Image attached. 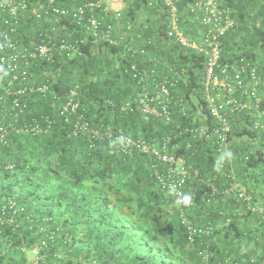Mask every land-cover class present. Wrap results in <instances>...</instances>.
Wrapping results in <instances>:
<instances>
[{
	"label": "trees",
	"instance_id": "1",
	"mask_svg": "<svg viewBox=\"0 0 264 264\" xmlns=\"http://www.w3.org/2000/svg\"><path fill=\"white\" fill-rule=\"evenodd\" d=\"M59 1L62 6L73 5L72 0ZM128 1L129 5L122 9L120 19L122 33L125 34L121 41L114 44L95 41L87 36L80 45L81 56L64 58L55 54L51 62L36 60L29 69L30 80L39 83L47 77L52 83L47 98L33 94L21 118L24 115H49L53 121L46 133H15L9 136L7 144H0V199L12 197L24 208L17 217L16 231L6 225L0 234V250L6 251L0 264L8 260L13 263L24 261L18 245L21 239L26 240L27 245L32 244L38 238L33 234L34 229L40 225L47 229L60 227L62 231V236L51 242L53 247L47 249L46 264H82L85 261H93V264H217L229 256L238 264L248 262V256L233 254L231 245L243 240V229L236 222L230 224L223 235L216 234V231V235L194 243L186 239L185 229L179 222V208L195 224L201 225L207 219L200 221L199 213L193 211L194 205L209 210L221 199L210 206L198 197L194 198L191 207L190 203L178 204L172 192L161 189L157 184L149 156L138 153L129 158L117 154L113 144L105 140H90L86 131L75 135L71 121L65 122L58 114L57 107L63 102L66 91L77 85L79 111L92 125L99 129L121 127L133 137L147 139L171 133L180 145L175 154L181 156L186 164L200 175L214 171L217 162L214 142L211 136L205 137L200 133V128L211 122L201 84L205 54L182 46L167 36L170 12L163 0ZM195 1L204 0H179L176 3L178 25L184 35L200 44L202 32L196 20L197 13H189V4ZM219 2V7L231 9V17L236 22V27L218 38L220 63L240 66L248 62L259 79L256 90L258 108L241 114L228 113L232 130L229 146L234 136L251 139L261 136L264 139L262 128L253 124V116L261 112L258 117L260 125L264 126V99L259 95L261 84L264 85V0ZM2 14L0 30L5 17ZM20 18L15 37L21 44L36 40L39 33L61 37L71 31L82 35L67 18L61 20L60 25L64 27L56 33L52 30L51 18L37 20L27 13ZM249 19H252L251 28L247 27ZM117 29L115 26V36ZM234 38H239L240 43L236 44ZM146 39L150 40L145 44L148 54L152 52V56L166 65L183 66L187 70L188 77L179 83L175 92L184 98L185 115L172 107L171 120L182 128L197 129L193 137L183 130L181 134L172 132L171 125L158 117H143L138 111H120V104L133 99L139 91L135 81L124 72L131 60L124 53V42L136 46ZM233 49L240 53L231 54ZM145 59L142 57L138 62L146 64ZM157 68L159 71L160 68L168 69L161 64ZM54 95L58 98H53ZM223 96L227 97L226 92L219 97ZM187 141L192 143L189 149L184 146ZM261 145L235 173L249 191L255 196L260 194L264 201V143ZM196 187L194 184V189ZM229 199L236 204L233 198ZM247 238L248 241L255 239L249 235ZM213 239L227 247L229 245V252L221 251L215 241L211 242L209 249L213 255L208 263H202L198 252ZM254 242L260 245V242ZM261 244L264 245V241ZM253 264H264V254L258 253Z\"/></svg>",
	"mask_w": 264,
	"mask_h": 264
},
{
	"label": "built area",
	"instance_id": "2",
	"mask_svg": "<svg viewBox=\"0 0 264 264\" xmlns=\"http://www.w3.org/2000/svg\"><path fill=\"white\" fill-rule=\"evenodd\" d=\"M116 1L120 0H83L66 7L62 6L59 0H35L33 2L0 0V14L5 15L2 21L3 28L0 30V144H7L9 136L15 133L37 135L49 130L53 121L49 115H24L21 118L33 94L47 98L49 86L52 83L47 77L39 83L30 80V67L36 60L51 62L55 54L64 58L81 56L80 45L85 42L87 36L95 41H107L114 44L121 41L114 35L115 26L122 25L120 22L122 8L113 9L111 7ZM178 2L179 0H163L170 12L166 33L180 45L192 48L198 53L202 52L206 56L201 84L204 87V100L211 116V122L200 128V133L205 137L211 136L214 142L217 157L214 171L200 175L196 169L186 164L181 156L175 154L180 145L174 141L171 133L147 139L140 136L133 137L121 127L112 129L110 126H105L99 129L95 124L92 125L79 111L77 85H73L66 91L63 102L57 107L58 114L65 122L71 121L69 123L75 135L86 131L89 133L90 140H105L113 144L117 154L129 158L138 153L149 156L157 184L161 189L172 192L176 201L183 195H189L190 203H193L194 184L198 186L197 197L206 205L210 206L219 199L233 198L237 203L236 207L239 206L240 210L237 216L242 218L244 213H247L254 217L251 226L243 229V240L240 241H247L249 235L254 236V241L261 243L264 241L261 238V229L264 227V201L249 191L237 177L231 168V159L221 162L220 170H216L222 151L229 148V136L232 130L231 123L227 119L228 113L241 114L246 110L258 108L259 98L256 96V90L259 79L248 62L237 66L235 63H220L219 61L221 49L218 38L230 28L236 27V22L231 17V9L219 7V0L195 1L189 4V13H197L196 20L202 32L199 44L184 35L179 28V11L176 6ZM23 13L37 20L51 18L54 33L64 27L60 25V22L63 18H67L70 23L77 26L82 35H76L71 31L61 37L39 33L36 40L31 39L26 44H21L15 35ZM107 18L109 22L106 23ZM146 41L150 42L146 39L136 46L124 42V53L131 59L124 68V72L135 81L139 91L133 99H126L120 104V111H138L143 117H158L165 124L171 125L172 132L181 134L183 130L192 134L193 137L197 129L186 126L182 128L173 124L171 120L172 107L177 108L181 115H185L184 98L175 92L179 83L188 77L187 70L183 66L166 65L158 57L149 55L145 48ZM142 57H146V64L138 62V59ZM159 64L166 66L167 71L160 72L157 68ZM248 84L251 86L249 87ZM225 92L227 97H219ZM53 98H58V96L54 95ZM260 114L261 112H257L253 116V124L254 127L260 126L264 133V126L260 125L258 117ZM191 145V141L184 144L186 149H189ZM254 152L255 148L250 144L248 150L238 149L236 155L243 164H246ZM23 209L12 197H1L0 234L6 225L16 231V220ZM217 214L221 218L219 222L210 218L201 225H197L182 208H179V222L185 229L187 241L194 243L198 239L212 237L216 231L222 232L233 222L239 221L235 214H229L223 208H219ZM27 219L31 218L27 216ZM48 228L40 225L37 230L34 229L33 234L38 235V238L30 245H27L26 240L21 239L18 250L23 254L22 260L24 261L13 263L8 260L2 264H46L47 249L53 247L51 242L56 237L62 236L60 227ZM29 229L31 230V227ZM254 241H249L253 250L244 251L240 255L249 257L246 264H253L258 258V244ZM210 243L211 241L198 252L203 263H208L213 255L209 249ZM5 253V249L0 250V259L5 256ZM242 261H244L243 258ZM93 263V261H85L82 264ZM217 264H238V262L229 256L220 259Z\"/></svg>",
	"mask_w": 264,
	"mask_h": 264
},
{
	"label": "crops",
	"instance_id": "3",
	"mask_svg": "<svg viewBox=\"0 0 264 264\" xmlns=\"http://www.w3.org/2000/svg\"><path fill=\"white\" fill-rule=\"evenodd\" d=\"M78 1V0H74V3H73V0H72V4H75V2ZM129 5V1L127 0H120V1H116L114 4H112V8L113 9H117V8H122V9H126ZM121 27V29H120ZM118 28V29H117ZM116 34H119L120 32H122V26L120 25H117L116 26ZM121 35V34H120ZM119 35V39L122 40V36ZM158 50V49H157ZM150 55H152V52L149 53ZM163 68H160V72L164 71L162 70ZM252 145H254V143L252 142L251 143ZM250 147V144L246 145L245 143H241V141H238L237 139L235 138H232L231 139V142H230V145H229V150H231L232 152V157L230 158L231 159V168L235 171V172H239V170L242 168V165H244L237 157L236 155V151L239 149V150H248V148ZM254 147V146H253ZM256 149V148H255ZM208 173V172H207ZM264 190V186L262 188ZM197 193H198V186L193 190L192 192V197L193 198H196L197 197ZM260 198L261 195L260 194H257V198ZM233 203L230 199H225V200H219L218 203H215L216 205H212L211 209L209 208L206 209L204 208L203 210L200 209V208H196V206L194 205V209L193 211H196L197 213H199V218H200V221L202 222V220L204 219H209V218H212L214 219L216 222H219L221 220V218L219 216H217V210L219 208H223L226 210L227 213L230 214V211L232 214H235V217H237V219H239V221H236V223L238 224V226L241 228V229H244V228H247V227H250L252 222H253V216H250L248 215L247 213H244V216L242 218H240V216H237L236 214H238L240 212V210L238 209V207H236V204H230V203ZM192 206V203H190L189 207ZM214 211V212H213ZM215 215H213V214ZM262 230L264 231V227L262 228ZM225 231H222L221 233H224ZM223 235V234H222ZM262 236V235H261ZM215 241V242H214ZM211 242H214L215 244H217V247L219 249H221V251H228L229 252V248L230 246L228 245L225 246V244L221 243V241L219 240H216V239H213ZM246 243V244H245ZM232 247V250H233V254H236V255H242L244 251H250V250H253L252 248V244H249V241H244V242H241V241H238L236 242L235 245H231ZM246 247V249H244ZM257 252H261L262 254H264V245L260 243V245L258 244V251Z\"/></svg>",
	"mask_w": 264,
	"mask_h": 264
},
{
	"label": "rangeland",
	"instance_id": "4",
	"mask_svg": "<svg viewBox=\"0 0 264 264\" xmlns=\"http://www.w3.org/2000/svg\"><path fill=\"white\" fill-rule=\"evenodd\" d=\"M248 10H249V13H252V15H254L252 10H250V8ZM251 26H252V19H249L247 27L251 28ZM244 30H245V28H244ZM120 34L123 35V36L125 35L124 33L120 32L119 34H116V36H119ZM234 42H237L236 44H238V43H240V39L239 38H234ZM234 47H235V44H234ZM234 52L237 53L238 50L237 49H233L232 51H230L231 54H233ZM238 53H240V52H238ZM261 85H262V87L259 90V95L261 96L260 97L261 99H264V85L263 84H261ZM233 138L237 139L238 141H241V143H245L246 145L247 144L249 145V144H251L253 142L254 145H252V146H254V148L261 147L262 146L261 144L264 143V139L261 136L258 137V138H255V139H251V138H248V137H238V136H234ZM261 233H262L261 238L264 239V231L262 229H261Z\"/></svg>",
	"mask_w": 264,
	"mask_h": 264
},
{
	"label": "clouds",
	"instance_id": "5",
	"mask_svg": "<svg viewBox=\"0 0 264 264\" xmlns=\"http://www.w3.org/2000/svg\"><path fill=\"white\" fill-rule=\"evenodd\" d=\"M232 157V152L231 150H224L222 151L219 159H218V163H217V168L216 170L219 171L220 170V164L221 162L225 161V160H228ZM191 202V197L189 195H183L181 199L177 200V203H183V204H189ZM228 228V227H227ZM225 231V230H224ZM219 232V233H218ZM216 234H224V233H221V231H218ZM215 234V235H216ZM203 263V262H202Z\"/></svg>",
	"mask_w": 264,
	"mask_h": 264
}]
</instances>
